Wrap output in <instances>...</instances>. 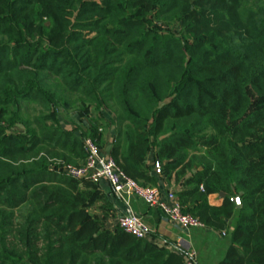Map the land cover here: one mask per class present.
Instances as JSON below:
<instances>
[{
    "label": "trees",
    "instance_id": "1",
    "mask_svg": "<svg viewBox=\"0 0 264 264\" xmlns=\"http://www.w3.org/2000/svg\"><path fill=\"white\" fill-rule=\"evenodd\" d=\"M107 111L127 175L156 186L154 152L183 210L227 229L217 264H264V0H0V264H183L101 230L98 183L59 170Z\"/></svg>",
    "mask_w": 264,
    "mask_h": 264
},
{
    "label": "crops",
    "instance_id": "2",
    "mask_svg": "<svg viewBox=\"0 0 264 264\" xmlns=\"http://www.w3.org/2000/svg\"><path fill=\"white\" fill-rule=\"evenodd\" d=\"M104 115L107 125L101 128L103 132L101 148L105 152L111 153L116 129L111 123L112 114L107 111ZM154 158V152L149 153L147 164L150 167V172L156 178V186L164 191L174 190L177 194L178 189L174 181H169L165 174L155 171ZM97 185L98 191L103 197L94 207L93 213L100 221L101 230L113 232L117 227L118 216L130 209L140 215L150 226L152 236L148 242L165 249L168 253L179 256L183 264H185V259L181 255V251L189 249L197 253L200 264H217L222 258L228 244L225 237L227 229L223 230L207 225L205 228L185 229L171 222L159 207H151L136 196L127 199L118 198L108 181L102 180ZM223 200L224 197L217 193L208 196V202L212 206L222 205ZM233 227V221H230L228 230H232Z\"/></svg>",
    "mask_w": 264,
    "mask_h": 264
},
{
    "label": "built area",
    "instance_id": "3",
    "mask_svg": "<svg viewBox=\"0 0 264 264\" xmlns=\"http://www.w3.org/2000/svg\"><path fill=\"white\" fill-rule=\"evenodd\" d=\"M86 158L83 164H66L60 167L66 175L79 181L99 183L106 180L112 187L115 195L121 199L136 196L151 207H159L168 219L185 229L205 228L206 224L199 216L187 213L174 190H162L157 186L140 184L125 173L110 152H105L101 146L91 137L84 139ZM155 171L162 173L163 164L160 161L153 162ZM201 190L204 187L201 185ZM235 203L241 204V198L235 197ZM117 226L125 232L146 241L151 240L152 230L144 219L130 209L118 216ZM185 264H200L197 253L192 250L181 251Z\"/></svg>",
    "mask_w": 264,
    "mask_h": 264
},
{
    "label": "rangeland",
    "instance_id": "4",
    "mask_svg": "<svg viewBox=\"0 0 264 264\" xmlns=\"http://www.w3.org/2000/svg\"><path fill=\"white\" fill-rule=\"evenodd\" d=\"M75 98V97H74ZM79 103L81 102H77L78 106H76V108H73L72 110H69L68 112H61L64 120H63V125H71V126H68L69 128H76V129H79L77 132L78 134H80L81 132H86V129L87 127L90 126V120L88 119V117H84V118H81L79 117L78 115V108H79ZM85 138H88L87 136H85ZM101 146V145H100ZM85 161V159H81L79 157L78 159V162H79V165L83 164ZM71 164H74V165H78L76 163H71ZM83 186H87L86 184H83ZM180 188L179 186H177V189ZM99 201H97L96 205H98Z\"/></svg>",
    "mask_w": 264,
    "mask_h": 264
},
{
    "label": "water",
    "instance_id": "5",
    "mask_svg": "<svg viewBox=\"0 0 264 264\" xmlns=\"http://www.w3.org/2000/svg\"><path fill=\"white\" fill-rule=\"evenodd\" d=\"M220 195H221L222 197H225L226 194H225L224 192H221Z\"/></svg>",
    "mask_w": 264,
    "mask_h": 264
}]
</instances>
